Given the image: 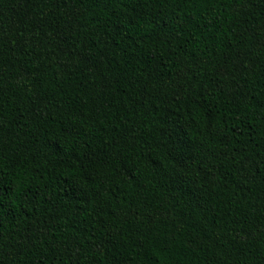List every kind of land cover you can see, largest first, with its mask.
I'll return each instance as SVG.
<instances>
[{
  "label": "trees",
  "instance_id": "1",
  "mask_svg": "<svg viewBox=\"0 0 264 264\" xmlns=\"http://www.w3.org/2000/svg\"><path fill=\"white\" fill-rule=\"evenodd\" d=\"M0 264H264V0H0Z\"/></svg>",
  "mask_w": 264,
  "mask_h": 264
}]
</instances>
